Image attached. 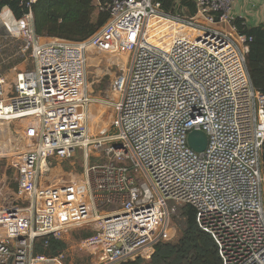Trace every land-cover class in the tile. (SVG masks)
Instances as JSON below:
<instances>
[{
  "label": "built area",
  "instance_id": "obj_1",
  "mask_svg": "<svg viewBox=\"0 0 264 264\" xmlns=\"http://www.w3.org/2000/svg\"><path fill=\"white\" fill-rule=\"evenodd\" d=\"M182 1L97 0L109 21L81 43L39 37L38 0H24L22 18L2 12L0 27L33 64L0 73V124L21 123L24 143L10 157L15 189L0 177V264H65L63 254L37 255L35 243L66 241L86 225L92 264L149 261L172 232L179 239L171 220L185 206L222 264H264V95L247 68L252 38L233 24L234 0H189L194 17ZM157 22L171 31L169 43L150 42ZM90 51L129 54L111 84L117 101L89 91ZM93 106L113 107L110 128ZM193 131L207 136L203 153L188 145ZM78 151L83 178L51 185L55 164Z\"/></svg>",
  "mask_w": 264,
  "mask_h": 264
},
{
  "label": "trees",
  "instance_id": "obj_2",
  "mask_svg": "<svg viewBox=\"0 0 264 264\" xmlns=\"http://www.w3.org/2000/svg\"><path fill=\"white\" fill-rule=\"evenodd\" d=\"M97 0H38L32 7L34 26L39 37L60 39L73 43L88 41L109 21L107 12L98 11ZM104 3L106 0H99ZM183 8L190 17L196 16L194 1L183 0ZM170 3L163 9L170 10ZM10 9L16 18L27 12L24 0H0V15ZM240 35L252 38L247 57V68L255 89L264 95V24L249 28L244 19H234ZM261 171L264 175V145L261 152ZM178 217L182 218L180 237L176 243H161L149 261L137 260L122 264H222L217 247L212 238L197 224L196 210L190 206L182 207ZM94 233L83 238L88 239ZM65 241L43 238L35 243V253L56 257L67 251Z\"/></svg>",
  "mask_w": 264,
  "mask_h": 264
},
{
  "label": "rangeland",
  "instance_id": "obj_3",
  "mask_svg": "<svg viewBox=\"0 0 264 264\" xmlns=\"http://www.w3.org/2000/svg\"><path fill=\"white\" fill-rule=\"evenodd\" d=\"M186 15L188 16L187 13H185V16ZM160 24L161 23H158L156 25V31L152 33L151 38L165 37V39H167V37L172 34L170 30H167L168 28L164 29ZM164 33H167V35L165 36ZM21 46L22 44L20 41L9 38L6 31L0 27V49L2 50L0 52V73L9 74V70L14 67H19V69L22 70L32 67L33 62L30 53L23 55L21 53ZM128 59L129 54L125 51H121L117 56L103 55L98 54L97 51H90L87 64V81L89 91L92 92L93 97L101 101L107 98L117 101L116 95L111 91V84L116 76L124 72ZM93 107L104 109L101 114V123L102 126L110 128L114 116L113 107ZM92 122L96 124L97 119L93 118ZM21 129V123L8 122L0 124V177L5 179L10 190L15 189V172L10 168V157L14 154V151L21 150L24 147ZM98 163V158L92 155L90 158V165L94 166ZM84 164V157L80 151L75 154L74 159L71 161L56 163L50 174L51 185H56L59 182V177H61L63 173L69 175L70 179L77 177H79V179H81V177L83 178ZM73 181L74 180L70 182ZM99 210L111 211L114 210V208L105 209L104 207H100ZM171 222L172 227H177L179 231H181V217L172 218ZM92 232L91 226L86 225L72 231L66 236L65 242L68 245V249L63 253L65 264H92V262L97 260L91 252L82 248V244L86 240L83 236ZM172 233L170 234L171 238L175 240L170 243H176L177 239Z\"/></svg>",
  "mask_w": 264,
  "mask_h": 264
},
{
  "label": "crops",
  "instance_id": "obj_4",
  "mask_svg": "<svg viewBox=\"0 0 264 264\" xmlns=\"http://www.w3.org/2000/svg\"><path fill=\"white\" fill-rule=\"evenodd\" d=\"M230 17L233 19H244L245 24L249 28L258 27L264 24V0H234ZM62 180V181H61ZM75 179H70L69 175L64 173L59 177L58 185L70 183V181ZM79 181V177L76 178Z\"/></svg>",
  "mask_w": 264,
  "mask_h": 264
},
{
  "label": "water",
  "instance_id": "obj_5",
  "mask_svg": "<svg viewBox=\"0 0 264 264\" xmlns=\"http://www.w3.org/2000/svg\"><path fill=\"white\" fill-rule=\"evenodd\" d=\"M208 144L207 136L202 131H193L188 137L189 147L196 153H203Z\"/></svg>",
  "mask_w": 264,
  "mask_h": 264
},
{
  "label": "bare ground",
  "instance_id": "obj_6",
  "mask_svg": "<svg viewBox=\"0 0 264 264\" xmlns=\"http://www.w3.org/2000/svg\"><path fill=\"white\" fill-rule=\"evenodd\" d=\"M158 23H162V22H157V23H151V24H150L149 29H150V35H151V36H152V33L156 31L155 29L157 28L156 25H157ZM169 36H170V35H169ZM169 36L167 37V39L164 38V40H163L162 43H161V39H162V38H154V39H153V38L150 37V42H151V43H154V44H159V45H160V44H166V43H169Z\"/></svg>",
  "mask_w": 264,
  "mask_h": 264
}]
</instances>
